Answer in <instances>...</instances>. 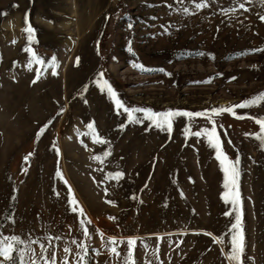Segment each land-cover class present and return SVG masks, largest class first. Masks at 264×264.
<instances>
[{"label":"rangeland","instance_id":"374dc122","mask_svg":"<svg viewBox=\"0 0 264 264\" xmlns=\"http://www.w3.org/2000/svg\"><path fill=\"white\" fill-rule=\"evenodd\" d=\"M239 2L246 7L236 8L237 0H208L199 10L191 0H0V232L83 239L90 264H114L104 247L108 235L138 237L136 264L146 257L153 264H229L235 210L222 196L215 149L193 134L211 122L193 118L187 136L184 117L174 119L171 133L141 113L143 123L129 122L96 79L103 70L127 106L154 111L228 106L264 91V4ZM26 12L35 29L31 47L43 64H28ZM52 56L55 74L47 63ZM132 62L166 72L142 71ZM235 111L236 117L222 112L214 119L223 150L239 157L242 264H264V148L250 135L259 131L253 117L264 116V100ZM89 122L103 142L93 140ZM115 171L124 176L107 178ZM69 186L84 216L72 211ZM12 205L15 222H1ZM85 218L90 240L79 230ZM63 243L56 242L60 252ZM117 244L122 255L115 259L122 261L126 243Z\"/></svg>","mask_w":264,"mask_h":264},{"label":"snow or ice","instance_id":"6c2138e0","mask_svg":"<svg viewBox=\"0 0 264 264\" xmlns=\"http://www.w3.org/2000/svg\"><path fill=\"white\" fill-rule=\"evenodd\" d=\"M191 2L195 5L197 10L201 8H205L208 6V0H191ZM261 3L264 4V0H261ZM246 7L245 3L239 2L237 0L236 8L244 9ZM185 13L189 11L188 8L182 9ZM221 11H225L221 9ZM227 11L234 12L235 8H228ZM259 19L264 20V15H261ZM25 28L23 31L27 33V39L29 44L26 46V51L30 54V59L28 64L31 65L34 61L39 64H43L44 60L34 51L31 47V42L35 40L34 32L35 29L28 22V14L25 13L24 16ZM131 27V25H129ZM15 42V41H13ZM129 52H132L133 49L131 47L128 48ZM249 51L256 52L260 51V49L253 48ZM202 54V53H201ZM209 55H212L209 53ZM77 62L79 58L77 57ZM115 59V57H114ZM15 63V62H14ZM48 64L52 65L53 74L56 73V57L52 56L51 59L47 61ZM132 66L134 68L140 69L142 71H160L166 72L164 68L151 69L147 68L143 63L132 62ZM171 75V73H167ZM39 72H37L36 77H34L33 82L39 78ZM15 79V77H13ZM211 79V77H209ZM230 79H234V77H230ZM96 83L100 86L101 90L107 91L108 96L114 102L115 107L117 109H123V112L127 114V121L135 122V123H143L144 120L137 115V113L143 114V117L147 120L151 121V124L156 128L161 130H167V132L171 133L173 130V121L177 117L188 118V123L184 126V134L187 136L190 134V126L193 118L197 117H205L208 121L211 122V127H202L195 133H193L196 137H206L208 143L215 149L216 158L220 161L221 167L224 172V188L225 191L222 193V196L225 201H230L234 210H235V220L231 224V248L227 252L226 259L229 264H242V256L245 252V234L242 224V196L239 188V157L237 156L235 159L229 158L227 153L223 150L221 137L217 130V125L214 119L215 114H219L222 112L230 113L232 116H238V113L235 111L237 108H245L249 105L259 104L262 100H264V91H261L257 94H254L252 97L244 99L240 101L238 104L233 103L228 106H219V107H211L205 108L203 110L192 111L183 108H172L169 107L166 110L162 111H154L151 107H136V106H127L123 100L119 98L118 92L112 86L108 79L104 78V72L101 70L97 73ZM64 108H60V112H63ZM243 115L247 116L248 113H244ZM242 118V117H240ZM256 120V123L259 125V131L251 133L250 135L256 136L260 142L261 147L264 148V116L259 118L253 117ZM52 123V120H48L47 123L42 125L36 135L37 138L44 132V130L48 127L49 124ZM90 130L91 136L93 140L96 142H103L104 137L99 135L96 128L94 127V122H89L87 125ZM118 128H123L124 124H118ZM220 127H223L222 125ZM147 131V128L145 129ZM245 135H249V133H245ZM231 143V141H229ZM56 154H60V149L55 148ZM31 152L26 154L23 159L27 161ZM110 155L109 151H105L103 153L104 157ZM94 159L101 160V156L97 155ZM57 175H61L59 171H57ZM122 176H124V172L115 171L109 172V179H117L119 180ZM191 179V178H189ZM65 183L67 181L65 180ZM103 183V181H101ZM105 192L108 191L107 188L104 189ZM59 195V193H56ZM181 195L183 193L181 192ZM68 203L72 206L73 212H79L82 216L85 215L84 209L82 206H79V202L75 198L71 186L68 188ZM108 203L112 204L115 201L108 200ZM229 213H225L228 215ZM115 219L114 217H110ZM6 221L15 222V218L12 215H8L5 217ZM87 221V222H86ZM87 223H91V221L87 218L81 219L79 221V230L82 231L83 237L87 239H91L92 233L89 231L87 227ZM3 227V225H0ZM69 231H71V226H69ZM96 231L100 234L101 237H104L103 231L99 228ZM209 236H212V233H208ZM119 239L120 243H126V253L123 255L122 261L116 260L115 258L121 257L122 253L119 250V245L117 244V240ZM216 239L219 241L222 237L217 236ZM68 238L61 235H52L49 233L45 234L43 240L40 237H36L33 239L31 235L28 237H23L21 234H13L5 235L3 232H0V264H89V245L85 243L83 239L77 240L76 238H72L71 242H67ZM107 243L104 245L108 249V252L114 258V264H136V260L134 258V248L137 244L138 237L134 235H128L126 237H117L116 235H108L106 237ZM57 241H62L63 249L62 252L58 250V246L56 244ZM144 250L147 251L149 245L145 241H141ZM34 245L39 246V251L34 247ZM71 245H76L75 250L71 247ZM93 252L98 253V249H92ZM158 246L152 249V257L158 262L160 257L158 255ZM71 257V259H70ZM144 264H153V260L149 258H145Z\"/></svg>","mask_w":264,"mask_h":264},{"label":"trees","instance_id":"16d2710c","mask_svg":"<svg viewBox=\"0 0 264 264\" xmlns=\"http://www.w3.org/2000/svg\"><path fill=\"white\" fill-rule=\"evenodd\" d=\"M15 203V202H14ZM13 209H14V205H12L8 210H7V212L5 213V215H4V217H3V219H2V221L1 222H3V221H5V217L6 216H8V215H11L12 214V212H13ZM90 264V263H89Z\"/></svg>","mask_w":264,"mask_h":264}]
</instances>
